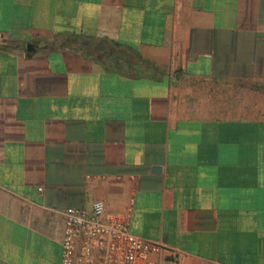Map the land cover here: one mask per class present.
<instances>
[{
	"label": "crops",
	"instance_id": "0c3cea01",
	"mask_svg": "<svg viewBox=\"0 0 264 264\" xmlns=\"http://www.w3.org/2000/svg\"><path fill=\"white\" fill-rule=\"evenodd\" d=\"M262 86L264 0H0V264L95 200L161 264H264Z\"/></svg>",
	"mask_w": 264,
	"mask_h": 264
},
{
	"label": "built area",
	"instance_id": "2783aa9c",
	"mask_svg": "<svg viewBox=\"0 0 264 264\" xmlns=\"http://www.w3.org/2000/svg\"><path fill=\"white\" fill-rule=\"evenodd\" d=\"M132 212L133 200L119 212L103 200L64 209L61 264H161L164 245L131 231Z\"/></svg>",
	"mask_w": 264,
	"mask_h": 264
},
{
	"label": "rangeland",
	"instance_id": "374dc122",
	"mask_svg": "<svg viewBox=\"0 0 264 264\" xmlns=\"http://www.w3.org/2000/svg\"><path fill=\"white\" fill-rule=\"evenodd\" d=\"M257 91H261L263 92V97L262 96H259L258 99H259V105H264V86L262 87H259L257 89ZM260 94V93H259ZM258 95V94H257Z\"/></svg>",
	"mask_w": 264,
	"mask_h": 264
},
{
	"label": "water",
	"instance_id": "95a60500",
	"mask_svg": "<svg viewBox=\"0 0 264 264\" xmlns=\"http://www.w3.org/2000/svg\"><path fill=\"white\" fill-rule=\"evenodd\" d=\"M28 49L30 50V47H28Z\"/></svg>",
	"mask_w": 264,
	"mask_h": 264
}]
</instances>
